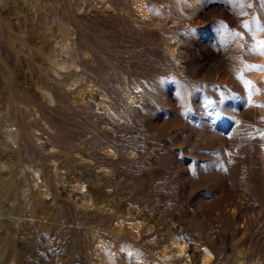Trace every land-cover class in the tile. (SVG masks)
<instances>
[{
	"label": "rangeland",
	"instance_id": "rangeland-1",
	"mask_svg": "<svg viewBox=\"0 0 264 264\" xmlns=\"http://www.w3.org/2000/svg\"><path fill=\"white\" fill-rule=\"evenodd\" d=\"M0 20V264H264V0Z\"/></svg>",
	"mask_w": 264,
	"mask_h": 264
},
{
	"label": "bare ground",
	"instance_id": "bare-ground-1",
	"mask_svg": "<svg viewBox=\"0 0 264 264\" xmlns=\"http://www.w3.org/2000/svg\"><path fill=\"white\" fill-rule=\"evenodd\" d=\"M2 21V20H0ZM1 23V22H0ZM7 183V182H6ZM8 185V184H7ZM5 187V185H3ZM3 186H2V189H3ZM6 196V195H5ZM173 244L176 246V252H174V254L172 253V257H176L180 262H183L184 264H187L188 263V256L186 255V245L182 244V243H176V242H173ZM169 254V253H168ZM170 256V255H169ZM208 257H209V253L206 252L204 257H203V264H206L207 260H208Z\"/></svg>",
	"mask_w": 264,
	"mask_h": 264
},
{
	"label": "snow or ice",
	"instance_id": "snow-or-ice-1",
	"mask_svg": "<svg viewBox=\"0 0 264 264\" xmlns=\"http://www.w3.org/2000/svg\"><path fill=\"white\" fill-rule=\"evenodd\" d=\"M245 27H247V25H245ZM262 46H264V45H262ZM260 107H264V105H259Z\"/></svg>",
	"mask_w": 264,
	"mask_h": 264
}]
</instances>
